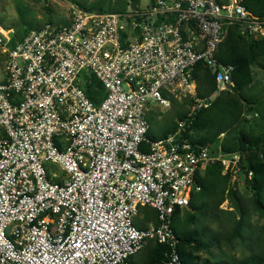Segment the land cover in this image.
I'll use <instances>...</instances> for the list:
<instances>
[{"label": "built area", "instance_id": "built-area-1", "mask_svg": "<svg viewBox=\"0 0 264 264\" xmlns=\"http://www.w3.org/2000/svg\"><path fill=\"white\" fill-rule=\"evenodd\" d=\"M230 28L264 41V20L243 0H156L125 14L75 6L69 23L14 47L16 31L0 28V264H132L150 241L169 248L154 264H182L176 210L202 191L208 167L238 179L246 161L186 136L199 112L232 92L235 67L218 60ZM199 65L215 75L210 98H197ZM93 77L106 91L99 106L82 87ZM183 93L194 97L187 117L151 141L149 114ZM142 208L157 225H136Z\"/></svg>", "mask_w": 264, "mask_h": 264}, {"label": "trees", "instance_id": "trees-1", "mask_svg": "<svg viewBox=\"0 0 264 264\" xmlns=\"http://www.w3.org/2000/svg\"><path fill=\"white\" fill-rule=\"evenodd\" d=\"M73 1L77 7L89 12L115 14H125L129 10L137 11L140 9L141 3V0H95L91 3H82L78 0ZM151 1L154 3L156 0ZM219 1L224 3L228 0ZM243 4L254 16L264 20V0H243ZM22 22L23 30H18L15 33L11 47H14L17 41L23 39L30 32L40 29L25 16H23ZM261 59L263 61L259 63L264 68V41H251L243 38L238 34L236 28H230L226 42L220 47L218 60L223 65H233L235 67L233 75L234 87L232 90H239L253 83L252 66ZM194 78L198 84L197 98H210L217 91L215 75L203 65H199L196 68ZM82 87L86 95L96 106H99L106 98L104 87L94 77L91 78L90 83L85 82ZM242 100L245 101L244 99ZM172 101L174 102L175 99H172ZM244 113L241 100L233 98L231 94L228 97L218 96L210 107L204 108L199 112L192 127L188 129L186 136L196 144L213 145L216 147L220 144L223 152L226 154L242 152L246 156V161L243 162V171L238 179L242 178L246 181L248 189L253 193L252 203L254 208L264 217V128H262L261 133L258 135H251L239 129L238 133H236L240 124L247 121L246 118L243 119ZM186 117L187 113L179 109L175 114V119L170 118L171 120L160 129L158 135L151 126L148 138L151 141L166 138L169 134L176 131L177 121L183 120ZM154 118L155 113L153 111L149 114L150 124L154 122ZM223 134L225 138L223 142H220L221 140L218 138ZM147 148H149V145L145 146V149ZM248 171L253 173V178L250 180L245 176ZM230 182V176L223 175L221 165L217 164L208 167L204 175L200 177L203 189L197 194L201 197V204L200 206L196 204V194L193 195L191 204L186 209L187 216L182 226L183 231L187 232V234L181 235L174 228L179 240L178 251L182 264L194 263L196 257L190 251L191 248H194L196 251L201 249L210 251L212 247L211 243L213 242V239L204 241L202 237L205 233L198 230H193L192 232L186 231V224L190 225L196 222L198 215L202 214L203 211L212 209L220 211L221 205L226 200V195L235 201V205H237L241 213L237 226L231 233L230 240L239 238L243 243H246L247 234L250 233L247 223L250 212L246 209L243 199L235 191ZM147 209L149 208H142L141 210ZM180 213L181 209H177L174 218ZM143 221L157 225V214H153V218H148L147 220L144 218ZM256 243L259 246L262 240L257 238ZM168 251V247L156 244L143 264H154L163 261ZM134 257L131 260L132 264H134ZM232 264H264V248H261L258 253H253L251 256L235 261Z\"/></svg>", "mask_w": 264, "mask_h": 264}, {"label": "rangeland", "instance_id": "rangeland-1", "mask_svg": "<svg viewBox=\"0 0 264 264\" xmlns=\"http://www.w3.org/2000/svg\"><path fill=\"white\" fill-rule=\"evenodd\" d=\"M78 1L91 3L95 0ZM151 3V0H141L140 8H146ZM75 6L73 0H0V28L4 31H22L23 16L32 21L37 28H42L48 24L65 25L70 22L71 10ZM7 58V54L0 47V82L6 78L5 65ZM261 61L263 60H259L252 66L254 77L252 84L239 90L233 89L232 92L225 91L219 95L228 97L231 94L233 98L241 100L245 111L243 119L247 115L252 117V119L242 122L237 128L236 133H238L239 129L251 135H258L261 133L262 128H264V68L259 63ZM196 91L198 93V84ZM193 105L194 97L183 93L178 98H175L174 102L172 101L169 108H154L155 118L151 126L155 133L158 135L160 129L171 120L170 118L175 119V114L179 109L188 114ZM255 114L259 116L254 117ZM224 138L225 135L223 134L218 139L221 140L220 142H223ZM47 170L50 174H56L59 178L64 175L61 168L52 163L47 164ZM230 184L243 199L246 209L250 212V217L247 221L250 233L247 234V241L243 243L239 238L230 240L231 233L237 226L241 213L237 205H235V201L226 195V200L221 205L220 211H215L214 209L203 211L202 214L198 215L196 222L190 225L186 224L185 226L186 231L192 232L193 230H198L205 233L202 237L204 241L213 239L210 251L190 249L196 257L193 264H232L235 261L251 256L253 253H258L261 248H264V217L254 208L252 203L253 193L248 189V184L242 178H232ZM195 197L196 204L200 206L201 197L198 194ZM186 209H182L181 213L173 219V228L181 235L187 234L182 229L187 216ZM153 214L155 212L150 208L141 210L140 215L135 220L136 225L138 227H148L150 223H146L143 220L144 218L146 220L153 218ZM257 238L262 240L259 246L256 243ZM155 245L153 241L148 242L145 248L135 255L134 264H143Z\"/></svg>", "mask_w": 264, "mask_h": 264}]
</instances>
